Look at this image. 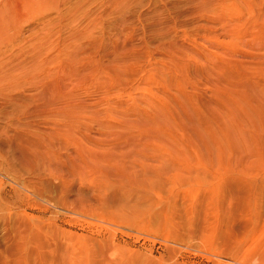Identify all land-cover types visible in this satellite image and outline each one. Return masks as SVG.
Instances as JSON below:
<instances>
[{"label": "rangeland", "instance_id": "obj_1", "mask_svg": "<svg viewBox=\"0 0 264 264\" xmlns=\"http://www.w3.org/2000/svg\"><path fill=\"white\" fill-rule=\"evenodd\" d=\"M0 264H264V0H0Z\"/></svg>", "mask_w": 264, "mask_h": 264}]
</instances>
